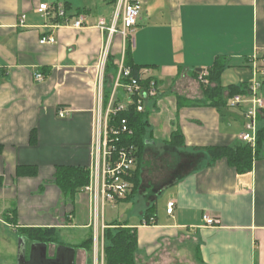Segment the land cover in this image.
Listing matches in <instances>:
<instances>
[{
    "label": "crops",
    "instance_id": "1",
    "mask_svg": "<svg viewBox=\"0 0 264 264\" xmlns=\"http://www.w3.org/2000/svg\"><path fill=\"white\" fill-rule=\"evenodd\" d=\"M139 1L131 62L150 71L159 93L146 104L138 182L127 199L109 203L113 211L131 205L136 216L121 221L105 209V226L121 223L136 233V264H264V143L247 174L211 160V147L242 143L244 110L212 106L195 73L224 59L221 85L249 87L252 59L264 49V0ZM43 3L68 6V25L55 22L54 10L39 14ZM116 6V0H0V264H18L7 228L28 248L33 243L24 229L54 228L60 238L69 230L86 232L81 243L61 240L60 246L75 250V264H100L95 243L91 251L80 247L95 239L90 221L76 223L78 196H88L82 190L74 201L65 199L55 175L60 166L93 163L97 65L108 40L116 61L127 48L120 35L109 39L99 28L102 21L113 25ZM79 18L84 26L77 29ZM50 36L55 44L40 43ZM259 94L264 99V84ZM64 110L69 114L61 118ZM257 127L264 135V109ZM175 133L182 136L177 144ZM147 215L154 225L144 224ZM205 216L219 223L207 226ZM58 247L48 245L49 259Z\"/></svg>",
    "mask_w": 264,
    "mask_h": 264
},
{
    "label": "built area",
    "instance_id": "2",
    "mask_svg": "<svg viewBox=\"0 0 264 264\" xmlns=\"http://www.w3.org/2000/svg\"><path fill=\"white\" fill-rule=\"evenodd\" d=\"M54 7V8H53ZM43 3L38 8V13L50 17L53 10L56 17L64 19L63 25H68V16L65 7L62 5H53ZM117 10L114 23L111 27H106L102 21L99 28L102 32L109 34V39L115 35L123 38L125 46L131 48L135 44V32L138 27L141 16L142 6L139 0H117ZM26 17L21 19V25L24 26ZM84 26L82 18L77 19L73 27L81 28ZM42 45L55 44L54 37H43L40 41ZM111 40L106 43L102 57L97 65L99 81V116L96 124V136L94 143V160L89 169L90 183L83 189L88 196L90 208L93 214L94 223L91 225L95 229V247L97 256L104 261V233L105 209L108 203H118L127 199L131 192V178L136 166V148L133 146L121 145L122 136L133 135V131L128 125L127 120H123L120 125L109 128L110 120L122 112H126L130 107H135L139 113L146 111L148 101L157 98L159 85L153 77L149 76L150 71L142 70L138 77L132 76V71L125 66V57L116 61L118 66L117 76L114 81L112 94L108 105L104 104V78L105 70L110 55ZM254 76L251 81L247 94L237 95L228 102L231 109H243L245 119L244 131L239 139L242 143L249 144L256 148L258 140V116L264 109V99L259 92L264 84V49L262 55H255L252 59ZM209 70H203L199 74V81L203 85H209ZM36 80L41 82L44 77L41 74L36 75ZM122 93H118L119 90ZM68 111H60L61 118L66 117ZM175 202L168 203V214H172ZM204 220L207 226H215L219 221L205 216ZM145 225H154V219Z\"/></svg>",
    "mask_w": 264,
    "mask_h": 264
},
{
    "label": "trees",
    "instance_id": "3",
    "mask_svg": "<svg viewBox=\"0 0 264 264\" xmlns=\"http://www.w3.org/2000/svg\"><path fill=\"white\" fill-rule=\"evenodd\" d=\"M117 2V0H116ZM70 8L65 6V11ZM56 23H64V19L56 17ZM125 66L132 71L133 77H138L144 67H138L131 62V47L127 46L125 52ZM228 67L224 59H217L209 69V85H203L204 93L207 101L216 108L228 107L231 98L237 95L247 94L248 86H229L221 85V76ZM118 66L115 58L109 55L104 78V104L107 106L112 94L115 78L117 76ZM198 76L200 73L195 72ZM123 120H127L129 127L133 131V135L122 136L121 145L133 146L136 148L137 162L141 158L142 150L146 145V135L149 126V113H139L135 107H130L128 111L118 114L112 118L109 128L118 126ZM179 138L178 133L173 134L172 142L177 144ZM264 143V135L258 133L256 148L249 144L241 143L234 147H211L208 149L209 155L213 162L226 160L228 164L236 169L238 174H247L252 171L253 163L259 157L262 145ZM138 182V170L133 171L131 178L132 184ZM55 183L62 192L65 199L74 201L78 194L90 183V171L87 168L60 166L56 170ZM147 223L151 218L146 216ZM29 243H45L47 245H63L57 229H24L22 231ZM94 239L91 237L85 241L80 247L88 250L93 249ZM137 250L136 233L121 223H114L108 226L104 233V261L105 264H136L135 254Z\"/></svg>",
    "mask_w": 264,
    "mask_h": 264
},
{
    "label": "rangeland",
    "instance_id": "4",
    "mask_svg": "<svg viewBox=\"0 0 264 264\" xmlns=\"http://www.w3.org/2000/svg\"><path fill=\"white\" fill-rule=\"evenodd\" d=\"M118 93L119 94L122 93V90L120 89ZM78 197L79 199L77 200V207H80L82 212L81 213L79 212V214L77 215L76 223H79L81 220H86V221H90L91 225H93L94 218H93V214L90 208V202H89L88 197H86L83 194H81V196H78ZM135 210H137V208H134L133 206L130 205L128 208L122 207L117 211H113L109 203L106 205V212H107L108 218L113 217V215L117 214V216L120 217L121 221L123 218L125 220H130L133 216H136L134 213ZM7 231L10 235L14 236L12 249L15 251L18 249L22 237L19 234H17L15 230L13 229L7 228ZM82 232L83 231H76V230L66 231L65 235L62 236L61 240H63L65 244H69L72 246L77 245L84 240V237H82V234L86 232H83V233ZM15 253H14V256L12 257L14 261H15ZM97 253L98 251L96 250V257H97ZM100 264H102L101 259H100Z\"/></svg>",
    "mask_w": 264,
    "mask_h": 264
},
{
    "label": "water",
    "instance_id": "5",
    "mask_svg": "<svg viewBox=\"0 0 264 264\" xmlns=\"http://www.w3.org/2000/svg\"><path fill=\"white\" fill-rule=\"evenodd\" d=\"M198 72L201 73L202 70L199 69ZM75 259V250L65 246L56 249L54 259L48 258V245L45 243H33L28 248L22 238L18 247V264H75Z\"/></svg>",
    "mask_w": 264,
    "mask_h": 264
}]
</instances>
